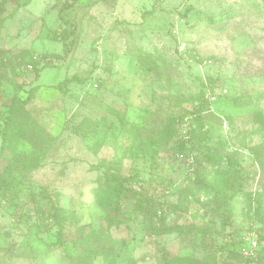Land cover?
I'll return each instance as SVG.
<instances>
[{"label":"rangeland","instance_id":"rangeland-1","mask_svg":"<svg viewBox=\"0 0 264 264\" xmlns=\"http://www.w3.org/2000/svg\"><path fill=\"white\" fill-rule=\"evenodd\" d=\"M72 1L31 0L0 30V133L17 104L0 264H70L63 246L91 232L106 164L136 176L143 211L121 204L114 251L95 264H264V0H77L59 13ZM64 21L76 29L61 57L48 35ZM54 204L70 212L62 225Z\"/></svg>","mask_w":264,"mask_h":264},{"label":"trees","instance_id":"trees-1","mask_svg":"<svg viewBox=\"0 0 264 264\" xmlns=\"http://www.w3.org/2000/svg\"><path fill=\"white\" fill-rule=\"evenodd\" d=\"M9 1H14L15 5L12 9L8 10ZM31 0H0V30L3 27V23L6 19L11 18L17 12L18 8L26 6ZM73 0L70 3L62 4L59 7V13L63 11L66 7L71 5ZM64 28L61 33L56 32L55 30L50 32L48 35L50 38L58 39L62 42L64 48V55L61 57L67 56L74 45V34H75V24L73 22L64 21ZM45 56V55H44ZM43 56V57H44ZM45 57H48L47 55ZM33 59V58H32ZM42 59L45 65L48 59L39 58L33 59L32 62L34 65L33 70L36 75L38 74L39 68L37 64ZM39 61V62H38ZM35 75V76H36ZM69 78H65L63 83H67ZM56 87H60L58 84ZM29 96V95H28ZM27 96V97H28ZM13 99H16L13 97ZM25 102V101H24ZM17 109V104H11L7 107V114L3 119L2 132L0 133L1 143H0V156L3 153L5 145V136L4 130L9 124L10 116L13 115V110ZM191 114L195 116L200 115V110L194 108L190 111ZM141 149L146 151L148 147L143 144L140 146ZM33 159L30 161L32 162ZM105 170L103 174V181L95 189V201L90 205V223L92 225V230L89 234L74 236L69 245H64L63 248L66 250V254L69 256L70 264H95L94 261L105 254L112 253L114 251L113 237L110 234L109 230L113 226H117L123 221V218H120L121 204L125 203V207H132L133 210L143 211V202L140 199L135 198V194L132 192L131 188L127 187V184L135 179V175H120L118 174L109 164L104 165ZM199 182L203 183L204 180L199 178ZM2 183L0 182V187ZM58 198V197H57ZM52 209L60 214V218H55V212L51 214L53 220H57L59 225H62L70 212L68 209L59 206L58 204L52 205ZM131 217V216H129ZM264 239V235L261 236ZM30 237L25 234L26 244L30 246ZM258 260L263 261L264 259V247L259 248ZM167 260L166 263H168ZM102 264H116L114 259L104 260ZM169 264H175L174 261H170Z\"/></svg>","mask_w":264,"mask_h":264},{"label":"built area","instance_id":"built-area-1","mask_svg":"<svg viewBox=\"0 0 264 264\" xmlns=\"http://www.w3.org/2000/svg\"><path fill=\"white\" fill-rule=\"evenodd\" d=\"M257 236L249 238L248 251L247 254L252 255L253 252L258 248Z\"/></svg>","mask_w":264,"mask_h":264},{"label":"crops","instance_id":"crops-1","mask_svg":"<svg viewBox=\"0 0 264 264\" xmlns=\"http://www.w3.org/2000/svg\"><path fill=\"white\" fill-rule=\"evenodd\" d=\"M31 2V1H30ZM55 3V2H54ZM24 7H26V6H24ZM20 8H23V6L22 7H20ZM20 8L17 10V12L14 14V16L19 12V10H20ZM39 24H41V22H40V20H39ZM40 29L38 30V32H37V35H39L40 34ZM33 55H36L37 56V54L35 53V52H33ZM39 55V54H38ZM44 55H39V57H38V59L39 58H42Z\"/></svg>","mask_w":264,"mask_h":264}]
</instances>
